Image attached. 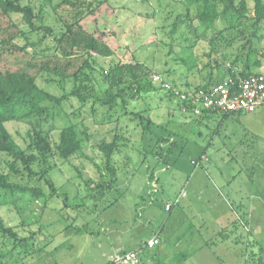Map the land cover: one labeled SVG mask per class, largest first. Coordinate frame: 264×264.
<instances>
[{
	"label": "rangeland",
	"instance_id": "rangeland-1",
	"mask_svg": "<svg viewBox=\"0 0 264 264\" xmlns=\"http://www.w3.org/2000/svg\"><path fill=\"white\" fill-rule=\"evenodd\" d=\"M32 2L36 8L45 4V0ZM59 2L47 1L44 8L45 23L57 33L63 30V19H70L69 7L55 8ZM110 2L114 8L105 5L96 17L83 20L90 30L111 33L107 40L117 48L114 56L99 57L100 65L108 67L120 59H131L134 54L178 90L188 88L187 80L192 86L205 81L208 70L196 69L189 74L185 65L174 59L180 56L194 59V56L201 67V60L209 51V43L195 34L199 27L195 5L188 10L182 0ZM179 17L186 22H180L172 32L173 23ZM216 25L218 32L224 23L218 20ZM214 31L206 30V34L211 36ZM224 34L229 39L233 36L230 32ZM32 38L37 36L33 34ZM50 40L42 47L50 45ZM218 42L214 57L220 59L223 52L229 54L234 49L228 47L226 40ZM189 46L192 50H188ZM257 46L264 49V38ZM53 50L54 47L46 53ZM262 60L263 66L257 72H264ZM49 77L42 73L38 84L53 94L62 95L72 87L70 82L49 83ZM170 90L149 92L128 104L129 111L145 109L162 126L153 128V134L145 142H141L143 129L137 117L128 114L119 117L122 106L121 110L118 107L117 112H112L111 121H106L102 110L92 114L89 106L81 107L74 97L55 107L50 104L52 111L48 120H43L42 128L53 142L70 123L78 125L81 134L86 132L89 138L70 160L51 156L55 166L50 177L61 194L51 196L48 185L44 180H36L37 177L34 180L27 175L14 177L43 188L47 195L35 198L31 193L17 194L15 204L0 208L4 222L21 236L31 235L29 242L34 245L29 254L20 248L10 253L9 247H1L0 264H108L115 255L138 244L140 264H264V254L259 255V247L264 248V106L225 118H203L182 109L178 96L172 97ZM6 125L16 141L25 147L30 123L10 121ZM165 128L173 132L176 143L171 148L166 146L158 155L154 151L155 143L159 135L167 133ZM117 132L123 136L112 158L117 181L104 196L88 187L85 180L89 179L90 185L96 187L102 172L109 182L110 175L104 169V157L97 144L113 140ZM198 147L207 149L210 161H203L201 165L193 162V157L199 159ZM230 156L233 162L229 164ZM10 159L0 153V173L8 171ZM222 171L231 172L235 177L234 192L227 188L219 190L213 185L211 178ZM153 172L156 175L152 178ZM167 203H173L171 211L166 210ZM223 206L226 214L222 212L219 217ZM235 219L238 225H229ZM84 225L83 232L76 233L73 229ZM239 228L250 229H245V233L252 244L247 246L246 238L237 244L243 250L247 247L254 250L256 254L251 260L231 250L229 254L234 257L226 256L228 246L225 245H231L228 239L233 240ZM157 231H161V243L152 248L143 247V242ZM224 236L225 244L220 241Z\"/></svg>",
	"mask_w": 264,
	"mask_h": 264
},
{
	"label": "trees",
	"instance_id": "trees-1",
	"mask_svg": "<svg viewBox=\"0 0 264 264\" xmlns=\"http://www.w3.org/2000/svg\"><path fill=\"white\" fill-rule=\"evenodd\" d=\"M47 1L51 2L45 0V4L41 3L36 8L32 0H0V153L11 158L8 171L0 173V208L15 204L17 194L31 193L35 198L47 195L44 189L37 185L15 180L14 177L18 176L27 175L33 180L37 177L36 180H44L48 185L51 196L61 194L50 177V171L55 166L50 158L57 155L64 160H70L83 149L85 139L89 138L88 133L81 134L78 125L70 123L61 130L59 139L53 142L42 128L43 120H48L51 114L50 104L55 107L74 97L81 107L89 106L92 114L102 110L106 121H111L112 112H117L115 110L118 107L121 110L122 106L119 117L125 114L137 117L143 129L141 142H145L149 134H153V128L162 126L152 120L145 109L129 111L127 108L130 100L137 101L143 94L168 88L171 89L169 93L172 97L178 96L182 109L195 113V108L201 106L198 102L193 103L190 95H200L202 90L206 91L213 84L228 77L257 73V69L263 66L264 49L257 46V42L264 38V0H182L188 10L191 5H195L196 17L199 20L195 34L200 40L209 43V51L205 53V59L201 60V67L196 61L197 57L192 56L194 59H190L180 56V61L174 58L185 65L189 74L196 69L208 70L203 83L192 86L187 80L188 88L184 90H178L175 84L162 78L161 82H157L160 85H157L154 77L159 73L134 54L131 59H120L108 67L100 65L98 58L114 56L117 48L107 40L111 33L95 28L90 30L83 20L89 16L96 17L105 5L114 8L110 0H61L55 8L69 7L70 19H63V30L59 33L45 23L44 8ZM218 20H221L224 26L216 32ZM183 21L186 22L181 17L177 18L173 23L172 32ZM189 26L193 27L191 24ZM209 29L215 30L211 36L206 34ZM225 32L233 33V36L229 39ZM33 34L37 36L36 39L32 38ZM48 39H52L51 44L43 48L42 44ZM21 40L25 42L21 43ZM219 40H226L228 47L234 48L229 54L223 52L220 59L213 56L218 52L216 44H219ZM53 47L51 53H46ZM188 50H192V46H189ZM215 70L217 74H213ZM42 73L50 76L47 79L49 83H72L71 89L62 95L53 94L38 84ZM165 83L170 86L166 87ZM212 114L222 118L231 115L204 108L197 115L209 118ZM10 121L30 123L24 140L25 147L21 146L9 131L6 123ZM165 130L167 133L159 135L155 143L154 151L158 155L166 146L171 148L176 143L173 132L166 128ZM121 137L123 136L117 132L113 140H103L97 144L103 154L104 169L109 173L110 180L106 182L101 172L96 187L90 185L89 179L85 182L91 189H96L98 194L100 192L105 196L117 181L112 158L119 149ZM163 160L166 161L164 158ZM193 160L197 164V158L193 157ZM35 166L39 169L36 170ZM73 229L76 233L86 230L85 225ZM30 238L31 235L21 236L14 227L7 225L0 214V248L9 247L7 251L10 253L20 248L23 253L29 254L34 246L29 242ZM253 254L256 253L251 250L248 260H251ZM1 256L3 255L0 254V263ZM108 263L112 264L111 261Z\"/></svg>",
	"mask_w": 264,
	"mask_h": 264
},
{
	"label": "built area",
	"instance_id": "built-area-1",
	"mask_svg": "<svg viewBox=\"0 0 264 264\" xmlns=\"http://www.w3.org/2000/svg\"><path fill=\"white\" fill-rule=\"evenodd\" d=\"M154 78L162 81L158 75ZM164 85L170 86L167 83ZM190 96L193 103L198 102L201 106L195 108L196 114L201 113L202 108L230 114L254 112L257 108L264 106V72H257L248 76L228 77L213 84L208 90H202L200 95ZM170 207L171 204H168L166 208L170 209ZM159 242V235H155L147 241L145 246L152 248ZM111 262L112 264H140L141 257L138 250H132L115 255Z\"/></svg>",
	"mask_w": 264,
	"mask_h": 264
},
{
	"label": "crops",
	"instance_id": "crops-1",
	"mask_svg": "<svg viewBox=\"0 0 264 264\" xmlns=\"http://www.w3.org/2000/svg\"><path fill=\"white\" fill-rule=\"evenodd\" d=\"M241 115V114H240ZM214 116H220V115H217V114H212V117H214ZM225 118V117H224ZM201 153V157L199 158V159H197V164H199V165H201L202 164V162L203 161H208L209 160V156L207 155V149L205 150V149H202L201 147H198V154H200ZM195 160H193V162H194ZM210 161V160H209ZM231 162H233V158L230 156V158H229V164L231 163ZM154 175H156L155 174V172H153V176ZM153 178V177H152ZM231 178H233V174H231V172L230 173H226L225 174V172L224 171H222L221 173H220V175H218V176H214L213 178H211V181H212V183H213V185L216 187V188H218L219 190L220 189H222V188H227L228 190H230V192L232 191V192H234V187H235V183H234V180H235V177L233 178V180H231ZM227 185V186H226ZM236 193H237V191H236ZM184 194V193H183ZM259 202H261V201H259ZM259 202H257V203H259ZM241 203V202H240ZM168 204H171V207H170V209H167L166 207H167V205ZM167 205H166V210H168V211H171V209L173 208V203H167ZM224 209V210H223ZM222 212L224 213L225 212V214H226V209H225V207L223 206L222 207V211H219V213H218V216L219 217H221L222 216ZM236 214H237V212H235ZM242 222V221H241ZM229 225H232V226H236V225H238V222H237V220L235 219L234 221H232ZM244 227H247L246 226V224H244L243 225ZM236 228V227H235ZM247 230V228H244L243 229V231L242 230H240V228L238 229L239 231H237L236 232V235L235 236H233V240H231V239H228L230 242H231V245H225V246H228L227 248H226V256L227 257H229V258H231V257H234V254L233 255H231V253L229 254V251L231 250V251H234V253L236 254V252H237V255H240L242 258H244V259H247L248 257H250L249 256V254H250V252H251V250L249 249V247H247V248H245L244 250H243V248H242V246L241 245H238L237 243H239V242H241L242 240L241 239H245L246 238V245L248 246V245H251V242H252V240L250 239V237H248V235L245 233V231ZM249 229V228H248ZM248 231V230H247ZM160 233H161V231H157V232H155L154 233V235L152 236V237H154L155 235H159V237H160V242L158 243V244H160L161 243V241H162V239H161V235H160ZM185 235V234H184ZM227 236V235H226ZM226 236H224V237H222L223 239L222 240H220L221 242H224V244H225V240L226 239H224V238H226ZM152 237H150L149 239H151ZM148 239V240H149ZM147 240V241H148ZM147 241H145V242H147ZM145 242H143V247H146L145 246ZM139 245V244H138ZM138 245L137 246H132L130 249H128V250H124L123 252H120V253H124V252H127V251H132V250H138L139 248H140V246L138 247ZM241 247V248H237V247ZM201 248V247H200ZM200 248L198 249V250H200ZM236 249H238L237 251H236ZM248 249H249V251H248ZM259 253L260 254H264V248H263V246H260L259 247ZM139 252V251H138ZM120 253H118V254H120ZM184 257L186 258L187 256H186V253H184ZM111 261H112V259H111ZM109 264V263H108Z\"/></svg>",
	"mask_w": 264,
	"mask_h": 264
}]
</instances>
